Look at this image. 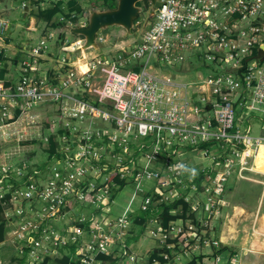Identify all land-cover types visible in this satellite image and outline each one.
I'll return each instance as SVG.
<instances>
[{
  "label": "built area",
  "instance_id": "2783aa9c",
  "mask_svg": "<svg viewBox=\"0 0 264 264\" xmlns=\"http://www.w3.org/2000/svg\"><path fill=\"white\" fill-rule=\"evenodd\" d=\"M159 1L155 14L148 12L135 22L141 40L110 42L100 33L98 42L112 46L107 54L78 52L82 37L66 40L61 51L80 57L64 55L43 69L41 59L50 52L54 37L47 31L29 45L15 87L0 84L3 110L13 104L19 115L28 113L24 123L29 127L38 123L36 107L48 103L57 110L40 132L46 145L51 139L56 143L60 157L47 179L39 168L26 171L24 161L0 166V201L6 204L5 195L11 191L9 209L21 198L40 201L13 213L23 216L9 229L23 264L62 257L61 248L80 264H104L100 256L119 242L122 260L140 264L142 259L128 242L132 203L139 195L142 211L183 198L196 216L195 221L170 223L166 232L159 221H147L148 234L165 236L160 239V257L150 264H170L186 255L192 261L204 247L217 245L209 238L211 223L224 214L230 176L246 178V172H257L253 162L264 136L252 134L250 119L254 113L264 116V60L255 58L264 45V0ZM8 28L2 19L0 33ZM191 55L198 61H188ZM197 64V76L185 78ZM163 67L171 72H159ZM244 121L249 122L245 127ZM218 142L221 147L228 144L219 153L210 148ZM188 149H202L211 164L193 172L184 158ZM113 173L131 180L135 190L123 212L111 217L112 206L107 205L114 201V192L124 188L111 178ZM14 175L16 184L6 183ZM149 181L153 184L146 188ZM82 201L95 206L99 218L82 217L65 228V234L46 226L47 220L63 218ZM181 210L182 205L172 209L180 215ZM186 230L191 241L187 246L178 239Z\"/></svg>",
  "mask_w": 264,
  "mask_h": 264
},
{
  "label": "rangeland",
  "instance_id": "374dc122",
  "mask_svg": "<svg viewBox=\"0 0 264 264\" xmlns=\"http://www.w3.org/2000/svg\"><path fill=\"white\" fill-rule=\"evenodd\" d=\"M22 0H17V2L19 3V7H20V3ZM67 1V0H64ZM51 0H44V2L41 3L42 7H47L50 6L52 3ZM79 2L81 3V5L83 6V13H81V15L76 14V17H81L80 19H78L77 21H74L72 19V23L71 24L68 20H66L67 25L71 24V25H80V22L82 21L84 24L87 23V20L89 18V15L91 13V11L98 9V10H102L105 9V7L103 6V3L100 0H79ZM149 2V1H147ZM143 3V5H141V7H143L142 11L140 12V16L141 17H146L149 15L148 12H150V9L148 8V3ZM5 1L4 0H0V11L2 10V8L5 6ZM12 3H16V0H8V5L12 4ZM150 3V2H149ZM29 10H27V20L26 17L24 16V13L20 14L21 9L24 10L25 5L23 4L22 8H20L19 10L17 9H11L7 14H5V18L6 20L9 22V28L5 31L4 34H1L2 36V40H0V45L4 46L5 51L9 52V48L10 46H8L7 44L9 43L8 41L12 42V45H17L20 41V39H25L26 38V32L27 31V26H29L30 23H28L30 20H35L34 23H36V27H38V29L41 31H43L44 29L46 30L47 28H50L49 31H53L55 33L54 36L57 37V42L55 44V40L49 41L50 42V50L52 51L54 49L55 53L59 51L57 58L61 59L64 55H72L74 57V59L80 57L79 55H76L75 52H68L65 53L64 51H61L60 46L63 45L65 43L66 40H68V43L71 41L76 40L78 37H80V35H73L69 32L68 29L65 28L64 31V35L65 37H67V39L65 37L61 38L58 37L57 34L60 33V30L62 31L63 29L58 28V29H53L49 24L45 25L43 24L44 21L38 20L33 14L38 10L37 6L35 4L29 3ZM37 21V22H36ZM18 26L20 28H18ZM30 28V27H29ZM44 28V29H43ZM31 29V28H30ZM137 29V28H136ZM138 30V29H137ZM122 31H124V28L122 26L119 25H113L110 27H107L105 29L101 30V33L104 34L105 36H107L109 38L110 42H118L120 40H141L142 37V33L140 31H134V33L129 34H121ZM47 32V31H46ZM43 34V33H42ZM40 37H38L37 39H34L33 42H36ZM99 47L100 49H95V48H91L89 50H84L87 53H91V54H107L108 47L105 44L99 43ZM3 48V49H4ZM27 49H29V46L27 47ZM83 51V50H82ZM2 49L0 46V54L2 53ZM112 54H114L112 52ZM24 58V57H23ZM23 58L21 59V62L23 60ZM13 59H10L11 62H13ZM73 59V60H74ZM188 61H195L197 62L198 59L197 57L191 55V56H187ZM9 63V61H8ZM9 65V64H8ZM11 65H13L11 63ZM58 65H56L57 67ZM22 67V63L19 64L18 69L20 70V68ZM175 67L179 68L180 65H176ZM199 64L196 65V68L189 73L184 74L183 76L185 78H195L197 76L198 73V69H199ZM164 70L159 71L161 73H170L171 70L163 67ZM12 70V69H11ZM10 71V70H9ZM20 72L18 71L17 74H15V76H17L19 78ZM16 77L15 81L18 80ZM18 82V81H17ZM13 83V87H15L16 83ZM1 104V102H0ZM15 105V104H14ZM19 104H17L16 106H18ZM39 109V110H37ZM56 105L54 104H45V105H40L38 107H36V109H34V112L38 115H40V117H36V122H38L37 124H32L30 126V129L33 131L31 133V135L28 136V140L29 143H26V137L23 136V134L21 133L20 130V125H22L24 123V120L26 118L29 117L28 113H24L22 112L21 115L17 114L15 112V106L12 105H7L6 110H3L2 106L0 105V126H1V130H0V148H1V153H0V166L2 164H7L9 163V161H18L19 163H21V161H24L25 157L27 156V154L31 153V147H34L35 149L38 148V142L36 140L39 139L40 137V132L42 130V126H47L48 122H49V116H55L56 113ZM253 115H255L256 117H252L251 118V125L253 127V135L256 136H264V129H261L262 125L264 124V121L261 120L260 118L262 117V119H264V116L261 115L260 113H254ZM13 117H17V118H13ZM19 121V123L17 124V122ZM9 124L8 128L5 129L2 125L5 124ZM249 122L248 121H244L242 123V126L245 127ZM21 134V136H20ZM222 144L221 142H218L216 147H210L213 151L216 150L217 153L220 152V150H222V148H225L228 146V144H225L224 147H221ZM184 158H188V160L191 163H201L204 166H209L211 164V160L210 157H205L204 154L202 153V149L200 150H196L195 152H193L191 149H188V152L186 153V155L184 156ZM36 160V159H34ZM250 162V159H247V163ZM23 163V162H22ZM251 163V162H250ZM38 163L35 162V165H33L32 167H35ZM256 165L259 169L264 171V144L261 145L260 150H259V154H258V160L256 162ZM51 168L48 167L46 172H50ZM40 175V172L38 173V176ZM246 178H255V179H264V174L262 173H257V172H246ZM129 177V175H127ZM131 179V178H130ZM126 181L128 183V185L122 189L123 192H116V197L115 200L110 204H108L107 206L109 207H113V215H116L118 213V215H120V213L123 211V209L128 205L129 201L131 200V195L134 192V188L133 185L131 183V180H128L126 178ZM16 184V183H14ZM149 186L151 185V183H148ZM229 188H233V191L235 193V196L237 198V200L241 201L242 203L247 204L248 206L255 208L259 205V201L262 195V191H263V187L261 184L254 182V181H249L246 179H241L238 178L236 174H232L227 182V188L225 193L228 191ZM229 193V191L227 192V194ZM140 196V195H139ZM136 197V199L133 200L132 203V208H136V212L142 213V210L139 207V203L141 201V197ZM40 201L39 200H27V199H20L18 202L16 203H11V209H10V214L9 216H12L13 213L19 211L18 214H20V211H23L24 209H31L32 205L35 204H39ZM67 208H72V207H66ZM96 210V207L88 204L87 201H82V202H78L77 204H75V206L73 207L71 214H69L67 216L66 219H68V221H57L56 225L57 228H64L66 226V224H69V222L71 220H73L71 217L72 216H86L88 218L94 219L91 217V213ZM23 214V213H22ZM183 215H178V217H182ZM188 216V214H187ZM23 216L20 215V217H14L12 216L13 219V224H17L20 219ZM151 217V216H150ZM189 217V216H188ZM11 217H8V219L10 220ZM157 218V217H156ZM155 218V219H156ZM180 218L177 220H174L171 222V224H173L174 222H180ZM91 219H87V221H91ZM154 219V218H153ZM158 219V218H157ZM156 221L158 222L159 220ZM12 221V220H10ZM186 222V219L184 220ZM102 224L104 225L103 221H101ZM94 223H96L94 221ZM158 229L159 226L157 225ZM158 229H156V231H158ZM145 231L144 233H139L138 237L139 238H145V237H149L151 236L150 233H147V229L145 226ZM190 232H188L187 230L180 233L182 236H186V238H182L184 239V241L182 242L183 245L187 246V244L189 243L190 240ZM153 238H156L157 240L159 239H163V237H165L162 233L160 236H152ZM215 236L210 235V239H214ZM216 238V237H215ZM135 240V239H134ZM146 243H150V239H147ZM138 250V249H137ZM145 251V250H144ZM104 259H103V263L104 264H132L131 262L126 263L122 260V257L124 256V249L122 248V244L119 242L118 244L111 246L108 254L103 255ZM23 257V256H21ZM119 257V258H118ZM21 261L19 260V263ZM197 263V262H196Z\"/></svg>",
  "mask_w": 264,
  "mask_h": 264
},
{
  "label": "crops",
  "instance_id": "0c3cea01",
  "mask_svg": "<svg viewBox=\"0 0 264 264\" xmlns=\"http://www.w3.org/2000/svg\"><path fill=\"white\" fill-rule=\"evenodd\" d=\"M4 1L6 3H5V6L2 8V10L0 11V22L2 19L6 20L5 14H7L11 9L19 10L20 8H22L23 4L25 5L26 3H28V4L30 3V0H22L20 3V7H19V3L17 2V0H16V3H12L10 5H8V0H4ZM51 1L54 2L55 0H51ZM43 2H44V0H43ZM28 10H29V8H28ZM20 12H21L20 14L24 13V16L26 17V20H27L28 19L27 18L28 17L27 16V10H25V8H24V10L21 9ZM34 22H35V20H30L28 22L30 24H29V26H27V29H26L27 31H25L26 32V34H25L26 38L25 39H20V41L17 45H12V42H10L11 40L9 41V43L7 44L8 46H10L9 52H6L4 46L0 45L4 56L7 58V63L9 61L8 72H7V74H5L4 77L0 76V84L4 85L6 81H11L13 83L17 82V80L15 81V79L17 77V76H15V74H17L19 71L18 66L21 63V59L24 56H26V52L28 51L27 47L30 44L34 43L33 42L34 39H37L38 37L41 38L46 31H49L50 28H47L46 30L43 28L44 30L40 31L38 29V27H36V23H34ZM43 24L48 25L47 22H45V21ZM18 28H20V27L18 26ZM49 32L53 33V35H55V33L53 31L50 30ZM60 32H61V30H60ZM126 33L127 32L124 30V31H122L121 34L123 35ZM57 36L59 37V33L57 34ZM0 40H2V37H0ZM53 40H55V44H56L57 37L54 36ZM107 47H108L107 49H109L112 46H107ZM58 53H59V51L55 53V51L53 49L52 51H50L49 53L44 55L43 58L41 59V67L43 69L50 68L53 64L54 59H56ZM15 57H17V59L13 60V62H11L10 59L15 58ZM72 58H74V57L71 56V59ZM11 63L13 65H11ZM17 79H19V78L17 77ZM18 110H19V108L16 107L15 108L16 115L19 114ZM37 110H39V109H37ZM39 117H40V115H39ZM250 121H251V119H250ZM261 129H263V128L261 127ZM20 130H21V133L23 134V136L27 135L26 136L27 137L26 143H29L28 136L31 135V133L33 131L25 123L20 125ZM43 134H45V129L43 131ZM36 141L38 142V148L35 149L34 147H31V149H30L31 153L27 154V156L24 159V164H26L25 169L28 172H31V170H34L37 168L41 169V171H42L41 176L45 180V179H47V176H48V172H46L48 167L51 168L53 166L54 162H57V160L60 159V157L57 156L56 143L52 139L48 145H46L45 141L43 139H40V137ZM52 144L55 145V148H54V152L52 154H50L49 151L52 148ZM0 153H1V148H0ZM34 159H36V160H34ZM11 162L13 164L19 163L18 161H11ZM35 162H37L38 164L35 167H32L33 165H35ZM253 164H256V163L253 162ZM16 166H20V165H16ZM200 166H204V165H202L201 163H191L192 171L195 173H200L202 171V168L199 169ZM21 167H22V165H21ZM241 179L254 181V182H257V183L262 185L263 191H262V195H261V198L259 201V205L255 208H252V207L248 206L247 204L242 203L241 201L237 200L235 193L233 191V188H229L228 189L229 193L227 194V192H228L227 191L224 194V207H223L224 214H223V216L220 217V219H218V220H213L211 223L212 228H213V235L216 237V238L214 237V239H215V241H217V245L211 246V247H204L203 251L200 250V254L194 258L197 263H199V264H264V179H255L252 177L241 178ZM10 182L15 183V175L11 176L7 179L6 183H10ZM148 183H151V185L149 186ZM152 184L153 183L149 181L145 184V186H146V188H151ZM133 188H134V186H133ZM116 192H118V193L123 192V190L117 189L114 192L115 193V195L113 197L114 200L116 197ZM155 194H156V191L154 192V195ZM176 201L181 202V204H179L178 206H180V205L183 206L184 204H186L183 198H179ZM135 209L133 211L134 219L136 216H140L141 214H144V213L136 212ZM112 211H113V207L111 208V212H110L109 216H111V217L112 216H118V213L116 215H113ZM190 211H191V209L188 206V210H187V212H185V215L186 216H187V214H188V216L192 215V213ZM99 212L100 211H98V210H94L91 213V217L92 218H99L98 216L101 214ZM153 212L154 211L147 212V213L148 214L151 213V214L155 215V213H153ZM174 212L171 211V213L175 214ZM180 212H182L181 215H184L183 207H182V210ZM9 214H10V209L7 208L5 215H6V217H11L10 220H12V221H10V220L8 221L7 228H6L7 229L6 238L4 241L0 242V264H17V263H19V260L25 261L22 257H20V255L18 254V251L16 250L17 242L14 243L13 238H11V235L9 234V229L12 226H15V224H13L14 218H12V216L15 217V214H13L12 216H9ZM69 214L72 215L71 211L66 212L65 216L61 219L57 218V219H51L49 221L47 220L46 226L55 229L57 232H59L61 234H65L66 233L65 228H68L70 226L72 227V226H74V224L79 223L80 218L84 217L85 219L86 218L91 219V218H88L86 216H72L71 218L73 220H71L69 222V224H66V226L64 228H57V225H56L57 221H59V220L68 221V219H66V218ZM153 215H150V214L147 215V221L150 219H153V218H154L153 220L156 221L157 218ZM175 215H180V214L176 213ZM17 218H18V216H17ZM189 218H191V217H189ZM189 218L186 219V221L189 220ZM180 220H182L184 222L185 219L180 218ZM131 232H132V234L128 238V242L131 246V250L134 251L136 254H138L140 256V258L142 259L139 263L140 264L141 263L142 264L152 263V259H150V256L153 254V252L159 253V250H162L164 247L162 242L160 241V239L157 240L156 238H153L152 236L145 237V238H139L138 234L141 232L144 233L146 231H145L144 225L142 226V225L136 224L135 220H134L133 225L131 227ZM147 239H150V243H148V244L146 243ZM60 253L72 254V253H68V251L66 249H63V248L60 249ZM57 258H60V257H58V256H47L46 260H49V264H57V262H55V260ZM218 258H219V260H217ZM145 259H146V261H145ZM190 259H191V256L186 255L184 258L182 256L181 260H173L172 262H170V264H189L191 262V261H189ZM147 260L149 262H147Z\"/></svg>",
  "mask_w": 264,
  "mask_h": 264
},
{
  "label": "trees",
  "instance_id": "16d2710c",
  "mask_svg": "<svg viewBox=\"0 0 264 264\" xmlns=\"http://www.w3.org/2000/svg\"><path fill=\"white\" fill-rule=\"evenodd\" d=\"M103 3V6L105 8H114L117 5V0H100ZM148 0H144V1H139L138 5H143V3L147 2ZM43 2V0H30V3L35 4L38 8V10L33 14L38 20L41 21H45L47 22V24H50V26L53 29H58V28H62L63 26L67 25L66 20L69 21V19H73L74 21H77L79 19V17H76V14L81 15V13H83V6L81 5V3L79 2V0H55L50 6L47 7H42L41 3ZM149 3V2H147ZM74 14L75 17H72L71 15ZM61 17H63L64 19L62 20ZM141 17V16H139ZM138 17V18H139ZM64 32H60L59 33V37L63 38L65 37V35L63 34ZM80 37L83 38V36L80 35ZM9 42V41H8ZM17 57H15L13 60H16ZM138 69V68H136ZM8 72V63H7V58L4 56L3 52L0 54V76L4 77L5 74H7ZM5 87H13V82L11 81H6L4 84ZM20 112V110H18V113ZM54 148L55 145L52 144V148L49 151L50 154H52L54 152ZM111 178L120 186V188H123L125 186L128 185L127 181L125 179H121L120 176L116 173H113ZM15 189V188H13ZM10 193L8 192L5 195L4 201H6L4 204L2 201H0V242L4 241L6 238V232H7V224H8V217H6V209L8 208V204H9V199H10ZM8 202V203H7ZM181 204L180 201H175V202H171L169 204H163L161 206H159L156 210H146V211H142V213L140 216H136L135 217V222L138 225H146L147 223V215H153L151 213H147V212H152L155 213V217L158 218L159 223L161 224V229L166 232L168 230L169 224L171 221L177 220L180 217H178V215H175L173 213H171L173 208L178 207V205ZM183 213L184 215L181 217L183 219H191V220H196V216L195 215H190L189 217L185 215V212H187L188 210V206L186 204H184L183 206ZM15 217H17L15 215ZM194 220V221H195ZM182 238H186V236H182L180 235L178 237V239H181L184 241V239ZM189 243H191V241L189 240ZM154 257H160L158 252H153V254L150 256V259H153ZM101 259H104V256L101 255L100 256ZM55 262H57V264H80L79 261H74L73 260V256L71 254H64L62 257L57 258L55 260ZM23 262L21 261L20 264H22ZM33 264H37V263H33ZM41 264H49V260H45L43 263ZM189 264H196L195 259L192 260Z\"/></svg>",
  "mask_w": 264,
  "mask_h": 264
},
{
  "label": "water",
  "instance_id": "95a60500",
  "mask_svg": "<svg viewBox=\"0 0 264 264\" xmlns=\"http://www.w3.org/2000/svg\"><path fill=\"white\" fill-rule=\"evenodd\" d=\"M139 1L144 0H117V5L114 8H105L102 10L95 9L91 11L87 23L84 25H65L62 27V31L65 28L75 36L81 35L84 38V43L78 52L82 50H87L91 48L100 49L98 37L102 29L113 25H119L124 28V30L132 34L134 33V25L143 7L138 5ZM152 4L151 14H155L156 9L161 6V1L159 0H148ZM28 3L25 4V10H28ZM264 22V20H263ZM255 58L259 61L264 60V45H261L255 55ZM249 58L247 59V61ZM209 108V107H208Z\"/></svg>",
  "mask_w": 264,
  "mask_h": 264
},
{
  "label": "bare ground",
  "instance_id": "6f19581e",
  "mask_svg": "<svg viewBox=\"0 0 264 264\" xmlns=\"http://www.w3.org/2000/svg\"><path fill=\"white\" fill-rule=\"evenodd\" d=\"M84 68V67H83ZM261 147V146H260ZM260 147L257 148L256 150V154H255V159H254V162L256 163L257 159H258V154H259V150H260ZM254 169L255 171L259 172V173H262L264 174V171H262L261 169H259L256 164H254Z\"/></svg>",
  "mask_w": 264,
  "mask_h": 264
},
{
  "label": "flooded vegetation",
  "instance_id": "af4514ba",
  "mask_svg": "<svg viewBox=\"0 0 264 264\" xmlns=\"http://www.w3.org/2000/svg\"><path fill=\"white\" fill-rule=\"evenodd\" d=\"M147 5H148V8L150 9V13H151V11H152V4L151 3H148Z\"/></svg>",
  "mask_w": 264,
  "mask_h": 264
},
{
  "label": "clouds",
  "instance_id": "9594fccd",
  "mask_svg": "<svg viewBox=\"0 0 264 264\" xmlns=\"http://www.w3.org/2000/svg\"><path fill=\"white\" fill-rule=\"evenodd\" d=\"M159 252H160V250H159Z\"/></svg>",
  "mask_w": 264,
  "mask_h": 264
}]
</instances>
